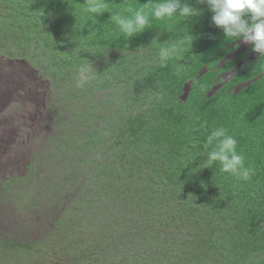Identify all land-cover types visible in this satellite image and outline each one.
I'll return each mask as SVG.
<instances>
[{
    "label": "rangeland",
    "instance_id": "1",
    "mask_svg": "<svg viewBox=\"0 0 264 264\" xmlns=\"http://www.w3.org/2000/svg\"><path fill=\"white\" fill-rule=\"evenodd\" d=\"M49 3L0 0V264H264V227L232 203L239 178L202 166L206 143L186 124L244 59L206 91L200 75L185 80L191 108L168 126L167 100L138 87L156 48L62 50L70 34L48 25ZM235 45L224 58L251 47Z\"/></svg>",
    "mask_w": 264,
    "mask_h": 264
},
{
    "label": "trees",
    "instance_id": "2",
    "mask_svg": "<svg viewBox=\"0 0 264 264\" xmlns=\"http://www.w3.org/2000/svg\"><path fill=\"white\" fill-rule=\"evenodd\" d=\"M54 1L59 3L60 7L51 10V21L48 25L51 24L50 26L55 28L63 26V33L67 30L70 34L69 42L62 47V50L70 47L79 49L84 45L98 46L105 38L107 42L119 47L126 45H135L138 48L155 47L156 53H152V56H156L160 47L166 46V42L183 38L185 35L192 37L190 47L179 56L180 60L171 57L163 65L158 62L155 65V61L158 60L155 58L154 65L144 71V76L140 73L145 65L140 64L137 67L140 69L138 87L145 88L142 89L146 90L144 94L150 92L152 98L158 93V96L161 95L167 100L163 105V109L166 110L163 113L166 119L163 121L168 126L170 118H173L171 123H175L179 121L185 108L188 110L191 108L187 101L181 103L178 98V91L185 80L192 82L196 75H200V82L204 81L208 85L204 90L206 91L213 82L221 78L220 73L233 68L244 59L240 66L235 68L236 65L233 68V74L227 80L223 83L221 80L212 95H203V103L198 106L196 114L194 107L193 115L196 119L186 124L200 130L199 135L194 137L204 143L208 135L222 128L226 135L236 139V151L240 155L253 157L251 160H245L244 164L245 167L254 169V174H250L249 179H239L234 184L230 194L235 201L230 202L233 204L235 202L244 213H248L244 216L246 225L264 227L262 223L264 222V66H262L264 63H261L264 58L257 57L251 62L247 54L252 46L245 51H238L232 58H224L226 53L237 49L235 44L240 38L228 39L223 30L211 21V11L198 0H181V3H188L192 7L201 9L199 15L182 19L174 17L165 21H156L150 17V27L127 38L120 34L118 26L109 19L111 13H102L94 21L85 20L87 14L81 11L85 0H62L70 1L73 4L72 8H63L65 2L60 5V0H51L49 6H55ZM150 2L152 0H108L110 11L120 12L126 16L130 15L125 11L127 6L131 5L135 9ZM40 21L45 24L46 17H40ZM73 24L76 27L68 30L67 26ZM222 58L224 60L217 66V61ZM200 68L206 69L199 71ZM245 79H249L248 84L238 92L232 93L230 86ZM193 89L191 87V92ZM162 127L165 128L164 125ZM211 149V145L207 146V152ZM230 176L231 173L221 172L219 179Z\"/></svg>",
    "mask_w": 264,
    "mask_h": 264
},
{
    "label": "clouds",
    "instance_id": "3",
    "mask_svg": "<svg viewBox=\"0 0 264 264\" xmlns=\"http://www.w3.org/2000/svg\"><path fill=\"white\" fill-rule=\"evenodd\" d=\"M211 11V21L223 30L228 39L240 38L246 44H251L252 51L264 56V0H198ZM86 13L85 20H95L102 13H111L109 19L114 22L120 34L130 37L141 33L150 27V17L156 21L172 20L199 15L202 11L181 3V0H152V2L133 9L131 5L125 8L130 15L110 11L108 0H85L81 9ZM247 17V19H245ZM192 37L185 35L160 47L158 53L159 63L163 65L171 57H179L190 47ZM87 50V49H84ZM264 66V65H262ZM80 80L77 87H82L88 79L84 75L85 68L81 67ZM237 141L234 137L226 135L220 128L207 136L205 147L211 145L203 160V167H212L216 162L220 164V171L231 173L237 178L247 180L254 169L245 167L244 157L236 151Z\"/></svg>",
    "mask_w": 264,
    "mask_h": 264
}]
</instances>
